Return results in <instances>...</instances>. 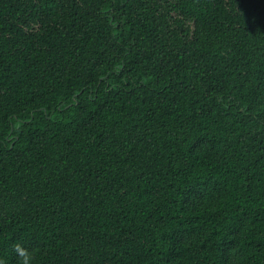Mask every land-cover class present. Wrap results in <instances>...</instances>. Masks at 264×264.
I'll use <instances>...</instances> for the list:
<instances>
[{"label":"trees","instance_id":"16d2710c","mask_svg":"<svg viewBox=\"0 0 264 264\" xmlns=\"http://www.w3.org/2000/svg\"><path fill=\"white\" fill-rule=\"evenodd\" d=\"M264 264V0H0V257Z\"/></svg>","mask_w":264,"mask_h":264},{"label":"clouds","instance_id":"9594fccd","mask_svg":"<svg viewBox=\"0 0 264 264\" xmlns=\"http://www.w3.org/2000/svg\"><path fill=\"white\" fill-rule=\"evenodd\" d=\"M12 252L16 257V264H36L34 250L26 246L24 243H14ZM0 264H8L4 257H0Z\"/></svg>","mask_w":264,"mask_h":264}]
</instances>
